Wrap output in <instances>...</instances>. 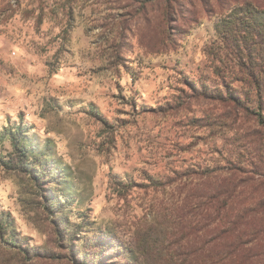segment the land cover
<instances>
[{
	"label": "rangeland",
	"instance_id": "374dc122",
	"mask_svg": "<svg viewBox=\"0 0 264 264\" xmlns=\"http://www.w3.org/2000/svg\"><path fill=\"white\" fill-rule=\"evenodd\" d=\"M242 1L0 0V159L21 126L26 166L47 174L0 164V214L14 222L0 227V264H90L84 251L101 254L95 264H215L199 176L241 166L235 209L264 198L259 128L205 97L224 95V79L254 110L234 64L210 55ZM262 218L247 240L261 233L263 260Z\"/></svg>",
	"mask_w": 264,
	"mask_h": 264
},
{
	"label": "trees",
	"instance_id": "16d2710c",
	"mask_svg": "<svg viewBox=\"0 0 264 264\" xmlns=\"http://www.w3.org/2000/svg\"><path fill=\"white\" fill-rule=\"evenodd\" d=\"M217 30L221 44L216 45L210 55L219 63L225 64L224 59L226 58L234 64L236 75H240L238 81L253 93V103L251 104H254V110L250 112L242 106L241 98L237 96L235 90L225 84L224 79H222V85L225 89L224 95L219 93L215 96L205 97L222 103L230 112L228 117L232 118L234 123H237L240 117L252 121L259 128L251 135L253 140L258 139L256 142L259 144L254 149L259 155V161L264 163L260 155L261 146L264 145V6L253 3L251 0L242 1L230 10L225 19L218 24ZM221 52H223L222 56ZM214 71L219 78H224L226 74V69L223 66H215ZM24 132L21 126L16 131L10 132L13 151L6 162L0 159V164L9 170L20 172L28 169L26 172L31 177L42 180L47 175L45 172L36 176L34 166L31 164L26 166L32 151L29 146L24 144L19 146L20 137L24 135ZM253 143L255 144V141ZM250 165L257 169L261 167H255L254 164ZM229 168L224 175H218V179L212 178L211 175L205 179L199 176V182L194 187L198 192L201 191V194L194 196L193 199L194 202H198V206L202 209L200 212L202 230L207 232L211 230L212 226L215 227L214 241L216 247L219 246L216 251L214 250L216 253L215 264H264V259H260L258 255H252L254 253L252 247L256 246L259 249V243L255 241L259 240L261 233H253L255 241L247 240L248 232L254 228H249V226L258 219V215L264 216V198L259 201L257 204L259 208L254 212H246L244 208L235 209L236 202L240 199L238 191L244 183L242 182L243 177L238 174V171L241 170L242 173H246V170L241 166L230 165ZM260 172L259 175L264 179V170ZM210 180H213L215 184ZM188 198L191 199V202ZM187 202L192 203V195L187 197ZM13 224L9 214H0V227L4 231L12 228ZM262 226L264 227V222L258 226L259 230L262 229ZM94 243H97L94 245L95 247L103 245L98 241ZM95 247L90 244L88 250ZM89 254L87 255V251H84L82 254L83 261L89 260V258L92 260H89L90 264L99 261L100 253L92 254L89 251Z\"/></svg>",
	"mask_w": 264,
	"mask_h": 264
}]
</instances>
